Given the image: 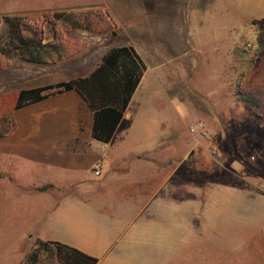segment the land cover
Here are the masks:
<instances>
[{
	"label": "crops",
	"instance_id": "obj_1",
	"mask_svg": "<svg viewBox=\"0 0 264 264\" xmlns=\"http://www.w3.org/2000/svg\"><path fill=\"white\" fill-rule=\"evenodd\" d=\"M262 17L264 0H182L179 17L164 15L157 18L156 28H150V36L155 33L159 41L161 37L160 46L151 52L161 56L151 67L171 63L174 54L182 61L187 55L230 52L235 41L217 31L227 34L235 19L248 27ZM111 47L116 46H109L92 65L88 59L81 61L80 54L54 64L21 63L19 75L13 67L18 65L5 68L11 84L19 81V89H31L88 76ZM191 60L198 63L197 58ZM141 61L145 69L108 142L92 136L93 111L75 90L51 93L21 107L25 117L18 137H11L13 126L0 137V184H9L6 198L20 196L19 204L24 205L20 244L2 252L0 264H31L26 256L37 239L72 246L96 257V264H264V122L249 121L250 126H244L253 152L231 153L230 160H218L221 153L210 137L202 134L198 139L189 127L199 116L215 121L218 114L212 112L217 109L222 116L239 119L232 113L236 102L227 96L221 102L213 94L210 100V92L203 96V89H195L188 78L173 76L174 66L159 72L155 80L146 79V63ZM162 75L170 88L166 96L176 99L173 106L181 121L186 116L192 119L189 124L183 121L184 132L193 136L183 147L178 146L181 136H176L181 135L179 122L173 123L168 111L161 110L162 102L155 104L161 100L154 88L156 82L162 85ZM189 90L196 98L190 99ZM140 103L150 110L139 112ZM47 114H58L61 123L41 126ZM239 114L241 122L252 117ZM122 120L127 123L122 125ZM19 150L25 157L36 156L43 170L32 171L33 176L17 170L18 160L12 157ZM77 158L91 167L99 162V175L93 174L92 167L74 176L71 169ZM59 166L72 171L71 176L56 182L39 178L38 172L43 175ZM190 166L192 173L222 167L239 182L192 179L182 172ZM44 185L49 187L39 189Z\"/></svg>",
	"mask_w": 264,
	"mask_h": 264
},
{
	"label": "rangeland",
	"instance_id": "obj_2",
	"mask_svg": "<svg viewBox=\"0 0 264 264\" xmlns=\"http://www.w3.org/2000/svg\"><path fill=\"white\" fill-rule=\"evenodd\" d=\"M181 3L182 0H0V16L4 18L6 15L11 14L69 11L72 9L77 10L89 8H101L107 10L115 22L114 28L104 33H92L85 29H77L67 33V37L70 39H78L86 43L83 50L67 59L81 54V56H79L81 61L88 59V65H92L97 62L101 53L109 46L130 45L134 48L139 57L142 60H145L147 67L146 79L151 78V80H155L154 76L158 75L159 72H168L174 66L175 73L173 76H176L177 80L180 79V77L188 78L191 86L194 84L195 89L198 87L203 89V92L200 93L203 96L210 92V100L212 99L213 94L221 102L223 101V98L226 99V96L236 102L235 111H232V113L236 114L237 117L240 116L239 119L235 120L232 116L228 118V115H220L222 113L219 112L220 109H217L216 104L217 110L212 112L218 114L215 121L209 119V117L206 118L199 116L195 118L190 125L192 126L198 121H203L205 130L209 132L210 141L216 145L221 153L220 157H215L218 160H223L225 157L230 160V158L233 157L230 156L231 153L238 156L240 153L246 154L253 152L252 139L249 138L250 134L244 132V126L249 127L250 125L247 123L249 121L259 120V122H264V46L257 49L260 40L264 43V17L253 20L248 27H246L240 19H235L229 23L234 30L227 31V34H220L223 32L219 30L217 31L219 35H226L230 41H235V43L231 45L230 52L187 55L182 61L180 55L174 54V61L171 60V63H166L161 68H156L155 66L152 68L153 61H159L161 55H151V52L154 47L160 46L161 37L159 41V37L155 36V33H153L154 39H151L153 36H150V28H156L157 18L161 19L164 15L174 16L175 19L179 17ZM45 27L46 29H49L50 24H46ZM139 31L141 33H139ZM161 33L162 32H160V34ZM50 34L51 32L47 31L45 40L50 37ZM7 39L8 25L3 19L0 25V44ZM246 43H250L251 45L248 51L244 48ZM206 47L209 48L210 46L208 45ZM170 56L171 55H167L166 57L170 58ZM166 57L163 60H165ZM192 58L198 59L196 65L195 62L191 60ZM24 62L29 61L21 59L17 53H13L9 59V64L12 63L13 65H18V67L13 66L16 68L15 72L17 75L20 73V64ZM9 64L0 67V96L18 91L21 87L19 81L12 84L9 82V75H7V68H5ZM194 65L196 66L195 69L192 68ZM179 66H182L184 70L180 71L177 68ZM81 71L83 70L81 69ZM180 73H182V75H180ZM160 80L163 82L162 85L155 81L157 86H155L154 89L157 90L155 93L159 94L161 100L156 101L155 104H157V102H162L164 107L161 110L168 111L169 116L172 117L173 123H175V121L179 122L181 135L176 136L182 137L179 138L180 144L178 146L182 145L183 147L191 141L190 137H193L187 132H184L185 126L183 121L185 124H189L192 119L186 116L183 118L184 120L181 121V117L173 106V104L175 105L176 103V99H169L166 96V94H170V88L166 87L164 84L167 79L162 75ZM238 90H240L242 94L252 95L256 99L257 105H247L242 100H238ZM188 95L190 99H194L197 96L196 93L191 92L190 90ZM139 96L140 95H137L135 99L137 100L140 98ZM223 103L225 104V102ZM223 103L221 105L222 109L225 107ZM155 108L156 107L153 109ZM210 108L211 107H209V109ZM148 109L150 110L149 106L142 108V104L137 106V110H140L139 112ZM239 113H251L252 117H247L241 122V115ZM257 113H262V115ZM8 115L12 118V126L14 127L11 137L13 138L14 136V138H16L19 135L18 132L20 131L19 128L25 117V111L23 108L11 110L8 112ZM59 123H61V119L58 114H47L41 119L40 125L44 127L49 125L56 126L59 125ZM126 123V120H122V125H125ZM220 125H224L223 127L226 130L223 131L220 128ZM191 134L196 135L199 139V135L201 136L202 132L196 131ZM181 152L183 153V151ZM11 156L12 155H9V158ZM14 157H12V159L18 160L15 163L17 170L20 169L25 173L31 172L32 176L34 175L32 171L37 173V170H43L37 165V162L39 161H37L36 156L25 157V155L19 150ZM251 161L253 160L251 159ZM76 163L77 165L71 169L75 173L74 176H78L76 175L77 172L78 174H82V172H87L93 167V165L92 167L91 165H87L85 160H81L80 158H77ZM47 168L49 167H46L45 169ZM192 171L194 170L191 166L186 170L182 168L183 173H189L191 175ZM71 172L66 167L59 166L53 171L48 170L46 173H43V175L38 172V176L39 178L45 176L50 182H56L58 180L69 178L72 174ZM231 175L234 181L239 182L237 176L233 174ZM10 191L8 183L0 184V254L2 252H8L10 249H14L20 244H18V241H20L19 236L21 235L20 227L23 225L20 220V213L24 205L19 204L20 196L9 199L6 198ZM38 202H40V200H38ZM44 205H48V203L45 202ZM1 258L2 257H0V259Z\"/></svg>",
	"mask_w": 264,
	"mask_h": 264
},
{
	"label": "trees",
	"instance_id": "obj_3",
	"mask_svg": "<svg viewBox=\"0 0 264 264\" xmlns=\"http://www.w3.org/2000/svg\"><path fill=\"white\" fill-rule=\"evenodd\" d=\"M3 19L8 25V39L0 44V67L9 64L13 53H17L25 61L36 63L48 64L67 59L86 46L84 41L67 37V33L77 29L104 33L115 26L110 13L101 8L11 14L4 18L0 16V25ZM46 24H50L49 29H46ZM47 31L51 34L45 40ZM263 46L264 43L260 40L257 49ZM144 69L143 62L132 46H116L103 55L101 63L88 76L20 89L0 96V137L12 127L9 111L41 100L51 93L75 90L93 111L92 136L99 141L108 142L122 119ZM237 98L247 105H257L252 95L242 94L240 90ZM190 178L234 183L231 173L222 167L211 173L193 172ZM47 187L49 185L39 189ZM26 257V262L31 264H96L98 261L96 257L72 246L40 239L35 241Z\"/></svg>",
	"mask_w": 264,
	"mask_h": 264
},
{
	"label": "built area",
	"instance_id": "obj_4",
	"mask_svg": "<svg viewBox=\"0 0 264 264\" xmlns=\"http://www.w3.org/2000/svg\"><path fill=\"white\" fill-rule=\"evenodd\" d=\"M250 46H251L250 43H246L245 47H244L245 50L248 51L250 49ZM189 131L191 133H195L196 131H201L204 137H206V138L210 137L209 133L205 130V125H204L203 121H198L197 123H195L192 126H190L189 127ZM100 167H101V165H100L99 162H97L94 165V167L92 169V172H93L94 175H99Z\"/></svg>",
	"mask_w": 264,
	"mask_h": 264
}]
</instances>
